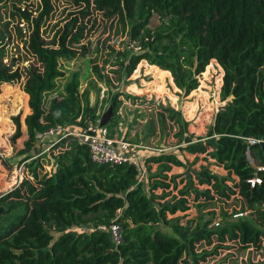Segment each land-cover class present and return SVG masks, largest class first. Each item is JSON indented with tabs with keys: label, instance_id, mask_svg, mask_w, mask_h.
Returning a JSON list of instances; mask_svg holds the SVG:
<instances>
[{
	"label": "trees",
	"instance_id": "trees-1",
	"mask_svg": "<svg viewBox=\"0 0 264 264\" xmlns=\"http://www.w3.org/2000/svg\"><path fill=\"white\" fill-rule=\"evenodd\" d=\"M66 1L81 7L83 16L96 10L120 23L133 45L124 62L128 74L145 59L171 71L177 86L188 94L199 86L200 74L213 59L221 64L220 94L226 102L214 116V140L190 142L182 149L210 154L226 174L204 167L198 173L199 186H185L180 190L182 197L155 202L150 192L170 185L155 177H167L162 173L174 165L185 166L184 154L167 148L148 155L144 160L148 174L143 180L140 167L133 163L92 160L89 146L71 133L53 146L59 148L58 154L35 152L46 129L57 125L82 129L90 115L97 117L89 101L90 90L81 92L78 72L69 76L60 61L78 53L76 45L87 36L88 22L74 16L49 44L41 29L53 2L42 0L38 14L16 7L12 15L31 24L30 32L19 25L18 33L40 66L30 63L25 72L14 67L22 56L13 54L11 61L7 59L10 21L5 20L4 27L0 24V90L2 84L25 75L23 87L31 109L25 117L28 138L19 151L25 154L21 160L29 174L0 196V264H199L217 255L224 247L221 242L264 247V169L258 167L264 166V147L262 140H249H264V0ZM155 13L160 22L152 27ZM119 105L116 100L108 123L102 119L112 133L119 123ZM12 119L14 143L23 132L20 114ZM248 149L254 164L248 160ZM0 159L9 163L1 155ZM44 160L53 163L50 170H45ZM154 163L158 171L151 173ZM254 177L261 181L252 183ZM233 195L245 201L236 212L247 213L211 225L215 211H205L207 205L217 197ZM191 202L198 215L188 223L195 222L194 230L201 233L184 239L165 232L160 225L172 222L169 213L185 211ZM111 221L121 226L118 244L99 227ZM214 238L220 242L210 250H196L197 241L212 244Z\"/></svg>",
	"mask_w": 264,
	"mask_h": 264
},
{
	"label": "rangeland",
	"instance_id": "rangeland-1",
	"mask_svg": "<svg viewBox=\"0 0 264 264\" xmlns=\"http://www.w3.org/2000/svg\"><path fill=\"white\" fill-rule=\"evenodd\" d=\"M51 1L53 10L44 20L41 29L44 39L49 44H53L54 35L60 34L74 16L88 22L87 36L76 45L79 49L78 53L70 58H62L60 61L69 76L74 71L78 72L81 92L86 89L90 90L89 101L94 107L95 114L97 112V116L108 123L116 100H118L120 105L117 114L120 118L119 123L112 127L114 132L120 136H126L132 142L168 147L181 156L185 155L187 160L185 166L174 165L170 171L162 173L167 177H155L170 183L167 187L158 186L150 192L155 202L171 200L175 196L182 197L180 190L185 186H199L198 173L204 167L226 174V170L216 164L210 154L192 153L182 149L190 142L214 140V116L221 105L226 102L222 100L220 94L224 68L216 59H213L200 74L199 86L188 94L177 86L171 71L151 64L145 59L141 60L135 70L128 74L125 71L124 64L126 63L124 62H127L133 45H129L128 33L123 32L122 26L116 19L108 18L96 10L83 16L79 6H74L66 0ZM16 7L29 9L33 14H38L43 8V2L42 0H9L6 5L0 3V24L3 26L5 20L10 21L8 34L11 36L6 40L5 48L7 59L11 61L13 54L22 56L19 64H15L14 67L19 66L25 72L24 68L30 63L40 66V62L25 47L24 36L21 37L18 33L19 16L12 15ZM159 22V15L155 13L150 26L154 27ZM25 26L26 33L30 32L31 24L26 22ZM84 45L86 49L83 48ZM25 79L24 75L17 82L1 85L0 155L10 164L0 159V196L14 188L22 176L29 174V170L22 161L25 154L19 152L28 138L25 117L31 112L29 95H25L26 91L23 87ZM173 112L177 115L171 117L170 114ZM17 114H20L23 133L16 142L12 143L11 136L16 128L12 118ZM69 143L70 141L67 142ZM54 145L41 140L40 148L35 152L46 151L49 155L58 154L59 148L53 147ZM50 162L44 160L45 170L51 169L53 163ZM157 171V164H152L151 173ZM144 179L146 180V176ZM144 186L148 188L149 184L146 182ZM164 192L170 193L162 197ZM244 205L245 201L239 195H233L231 198L217 197L214 202L207 205L205 211H215L214 219L210 223L214 225L217 220L223 223L234 219L233 213L243 209ZM197 215V208L191 202L189 209L169 213L172 222L160 226L169 234L189 239L192 235L201 233V230H194L195 222L188 223L190 218H195ZM217 242L220 241L216 238L212 244L197 241L196 250L200 251L204 248L210 250ZM221 243L224 247L219 248L217 255L207 257L199 264H264V247L261 249L241 248L235 242ZM191 264L197 263L191 262Z\"/></svg>",
	"mask_w": 264,
	"mask_h": 264
},
{
	"label": "built area",
	"instance_id": "built-area-1",
	"mask_svg": "<svg viewBox=\"0 0 264 264\" xmlns=\"http://www.w3.org/2000/svg\"><path fill=\"white\" fill-rule=\"evenodd\" d=\"M19 23L26 28L25 21ZM69 133L76 135L82 142L89 146L92 160L109 163L122 161L133 163L140 167L141 179L146 175V167L144 166L145 157L150 154L159 153L168 148L132 142L125 136H120L116 132L112 133L110 127L104 124L102 118L99 116L90 118L82 129H70L66 126L57 125L46 129L42 135L46 142L55 144ZM249 140L251 142L257 140L264 141L263 139L255 137H249ZM247 156L249 162L254 164V157L249 149L247 151ZM258 167L264 169V166ZM19 181L17 183H19ZM250 181L255 183V181L260 182L261 179L259 177H254L250 178ZM246 213L247 211L236 212L234 217H239ZM99 227L109 232L115 244H118L122 240L121 226L118 222L111 221L109 223L100 224Z\"/></svg>",
	"mask_w": 264,
	"mask_h": 264
},
{
	"label": "water",
	"instance_id": "water-1",
	"mask_svg": "<svg viewBox=\"0 0 264 264\" xmlns=\"http://www.w3.org/2000/svg\"><path fill=\"white\" fill-rule=\"evenodd\" d=\"M234 97V94H232V95H230V97L229 98H233ZM262 145H263V147H264V141H262ZM3 209V207L2 206H0V211Z\"/></svg>",
	"mask_w": 264,
	"mask_h": 264
},
{
	"label": "crops",
	"instance_id": "crops-1",
	"mask_svg": "<svg viewBox=\"0 0 264 264\" xmlns=\"http://www.w3.org/2000/svg\"><path fill=\"white\" fill-rule=\"evenodd\" d=\"M144 166H145V163H144ZM175 166H180V165H175ZM146 167V166H145Z\"/></svg>",
	"mask_w": 264,
	"mask_h": 264
}]
</instances>
